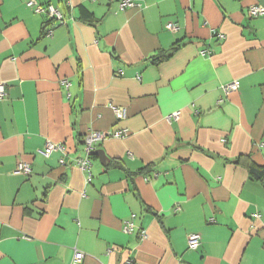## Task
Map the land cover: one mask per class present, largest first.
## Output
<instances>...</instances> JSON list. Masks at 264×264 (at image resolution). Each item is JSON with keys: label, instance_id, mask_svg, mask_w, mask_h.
<instances>
[{"label": "crops", "instance_id": "crops-1", "mask_svg": "<svg viewBox=\"0 0 264 264\" xmlns=\"http://www.w3.org/2000/svg\"><path fill=\"white\" fill-rule=\"evenodd\" d=\"M27 1L0 0V264H264V184L246 166H264V15L249 13L264 0H35L64 23ZM92 131L107 161L88 156L87 182Z\"/></svg>", "mask_w": 264, "mask_h": 264}, {"label": "built area", "instance_id": "built-area-1", "mask_svg": "<svg viewBox=\"0 0 264 264\" xmlns=\"http://www.w3.org/2000/svg\"><path fill=\"white\" fill-rule=\"evenodd\" d=\"M26 7L31 9L34 13L36 14H46L48 19L50 21H54L57 23H64L65 22V18L64 15L62 14V12L55 6L53 5H41L39 3H37L35 0H29L25 3ZM135 5V0H120L118 3V8L119 10H124L130 7H133ZM249 13L252 16H262L264 15V11H262V9H260L259 7H255L252 6L249 9ZM165 28L169 31H175L176 27L174 24L172 23H167L165 25ZM45 36H51L52 34V30L51 28H48L46 31H44ZM207 54L209 53H205V52H200L199 55L200 56H207ZM61 84L67 88L68 87V83L66 81H62ZM239 87V81L235 80L232 81L226 85L223 86V91L225 94H229L231 92H234L238 89ZM5 96V87L3 84H0V99H3V97ZM114 113V116L116 119L118 120H122L126 117V111L124 108L122 107H111ZM179 116V113H174L172 114L168 119H177ZM128 135V131L123 130L121 132H117L113 135V137H126ZM108 136V134L106 132H101V131H92L89 132L85 137H84V145H85V153H86V157L85 158H79L75 161V164L79 167V169H81L82 171H85L88 173L87 176V182L90 179V166L91 163L89 161L88 158V154L90 153V151L95 149V146L100 143L104 138H106ZM264 145V143H263ZM57 152L60 153L62 156H65L66 152H65V146L62 143H51V142H47L44 145V148L40 151V154H42L45 157H48L49 155H51L52 153ZM60 163L63 164V158L60 159ZM30 167L28 163L25 162H18L17 166H16V173L23 175L24 177H28L30 175ZM263 225H264V221H263ZM133 230V224L131 221H127L124 223L122 231L125 234H129L131 233V231ZM140 237L142 239L146 238L145 232H140ZM200 241H201V237L200 234L198 233H190L187 235V239H186V244H187V248L189 250H197L199 245H200ZM83 253H81L80 251H74L72 259H71V263L70 264H82L83 261Z\"/></svg>", "mask_w": 264, "mask_h": 264}, {"label": "trees", "instance_id": "trees-1", "mask_svg": "<svg viewBox=\"0 0 264 264\" xmlns=\"http://www.w3.org/2000/svg\"><path fill=\"white\" fill-rule=\"evenodd\" d=\"M175 50V48H172L171 53ZM171 53H168L166 55H162L161 57L158 58V60L161 59H166L168 58ZM241 158L237 159V162L240 161ZM111 167H120V163L118 161H112ZM152 166V165H151ZM150 165L148 167H146V169H150L151 167ZM247 166V170L249 172V174L255 179L258 180L260 182H262L264 184V166L263 167H257L251 163H246Z\"/></svg>", "mask_w": 264, "mask_h": 264}, {"label": "water", "instance_id": "water-1", "mask_svg": "<svg viewBox=\"0 0 264 264\" xmlns=\"http://www.w3.org/2000/svg\"><path fill=\"white\" fill-rule=\"evenodd\" d=\"M89 156H96L99 158V161L102 163V164H105V162L107 161L106 157L104 156L103 152L101 150H97V149H94L92 151H90V153L88 154Z\"/></svg>", "mask_w": 264, "mask_h": 264}]
</instances>
